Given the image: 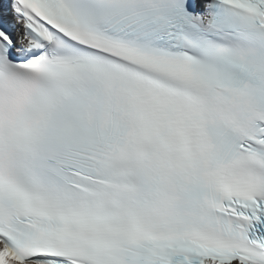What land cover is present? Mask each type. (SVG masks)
<instances>
[{
  "label": "snow or ice",
  "instance_id": "1",
  "mask_svg": "<svg viewBox=\"0 0 264 264\" xmlns=\"http://www.w3.org/2000/svg\"><path fill=\"white\" fill-rule=\"evenodd\" d=\"M0 264H264V0H0Z\"/></svg>",
  "mask_w": 264,
  "mask_h": 264
}]
</instances>
